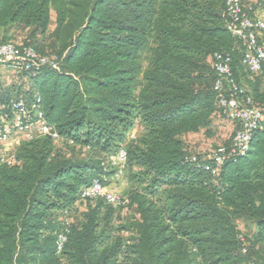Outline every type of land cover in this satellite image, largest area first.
<instances>
[{
	"label": "trees",
	"instance_id": "obj_1",
	"mask_svg": "<svg viewBox=\"0 0 264 264\" xmlns=\"http://www.w3.org/2000/svg\"><path fill=\"white\" fill-rule=\"evenodd\" d=\"M228 22L226 0H0V43L27 33L23 45L57 58L18 72L25 92L0 86V104L25 98L30 122L38 110L56 136L22 142L11 165L0 157V264H264V127L237 154L231 140L219 167L191 161L182 140L219 112L215 54L231 58L238 96L264 108V73L243 64ZM121 150L136 212L125 224L120 207L81 198L94 179L108 186ZM82 201L95 204L70 222Z\"/></svg>",
	"mask_w": 264,
	"mask_h": 264
},
{
	"label": "built area",
	"instance_id": "obj_2",
	"mask_svg": "<svg viewBox=\"0 0 264 264\" xmlns=\"http://www.w3.org/2000/svg\"><path fill=\"white\" fill-rule=\"evenodd\" d=\"M249 0H226V12L229 18L228 29L238 40L246 46L243 64L255 75L264 73V21L253 15V9L248 4ZM0 64H7L16 72H33L41 67L49 66L57 69V58L40 55L34 47L15 43H0ZM213 67L216 80L213 86L217 93V106L220 115L228 121L239 126L230 148V154L242 152L255 130L264 127V108H255L249 98L238 96L239 89L234 81L231 58L223 54L213 56ZM37 120L30 122V111L27 100L23 97L11 100L8 106L0 104V157L1 162L13 164L15 152L20 142L15 139L24 135L25 141H30L38 136L52 135V129L47 127L42 120V114L35 112ZM14 143V144H13ZM14 145V146H13ZM11 146L13 149L11 150ZM4 152V153H3ZM7 153V155H5ZM226 149L220 148L211 157L216 165H222ZM128 156L121 150L110 162L114 169V177L118 179L123 172L121 167L127 164ZM191 161L196 158L191 156ZM101 178L94 179L86 188L81 198L83 200L103 199L113 208L128 204L116 192L104 184ZM66 242L65 235H60L57 240V251L61 252Z\"/></svg>",
	"mask_w": 264,
	"mask_h": 264
},
{
	"label": "rangeland",
	"instance_id": "obj_3",
	"mask_svg": "<svg viewBox=\"0 0 264 264\" xmlns=\"http://www.w3.org/2000/svg\"><path fill=\"white\" fill-rule=\"evenodd\" d=\"M55 28V12L51 14V24L49 27V32H52ZM27 37V33H20L17 35V40L13 41L15 44H23L24 39ZM41 54L52 55V50L48 42L41 43L36 46ZM146 67V64H144ZM28 84V77L23 76L21 73L14 71L9 68L7 64H0V86L2 88H12L15 86L17 91L25 92ZM236 130L235 124L228 121L219 112H217L211 121V125L208 128H201L196 133H190L182 136L187 153L193 157H198L208 159L212 157L218 149L225 148L228 143L231 142L234 132ZM142 129L137 127L133 132L132 137L140 134ZM26 137L24 135H18L15 139L16 142H24ZM14 144V143H13ZM14 146V145H13ZM11 146V150L13 149ZM57 149L62 151H67L71 153L70 149H67L60 142L56 143ZM4 153V152H3ZM7 155V153L5 154ZM76 158H81L86 155L85 151H80L76 149L73 154ZM122 176L115 179L114 174L108 178V187L116 192L121 198H125L127 192L133 187V183L129 179L131 174L129 168L126 165L121 167ZM94 205L95 201H82L77 205L76 212L71 215L70 222L76 223L79 220V215L88 209V206ZM116 216L120 219L122 224L127 223L132 217L136 215L135 208L124 205L116 210ZM238 226L243 234H249L251 228H253L249 223L244 221H239Z\"/></svg>",
	"mask_w": 264,
	"mask_h": 264
},
{
	"label": "crops",
	"instance_id": "obj_4",
	"mask_svg": "<svg viewBox=\"0 0 264 264\" xmlns=\"http://www.w3.org/2000/svg\"><path fill=\"white\" fill-rule=\"evenodd\" d=\"M248 4L253 9V15L256 18L261 19V20L264 21V0H249ZM15 40H17V39H15ZM258 76H260V74ZM263 86H264V81H263ZM251 229L254 230V227L251 228Z\"/></svg>",
	"mask_w": 264,
	"mask_h": 264
},
{
	"label": "water",
	"instance_id": "obj_5",
	"mask_svg": "<svg viewBox=\"0 0 264 264\" xmlns=\"http://www.w3.org/2000/svg\"><path fill=\"white\" fill-rule=\"evenodd\" d=\"M52 134H54V132H52Z\"/></svg>",
	"mask_w": 264,
	"mask_h": 264
}]
</instances>
